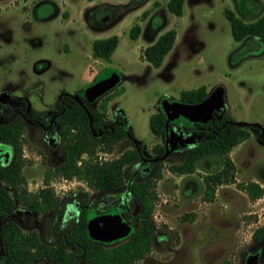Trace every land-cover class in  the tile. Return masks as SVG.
<instances>
[{"label": "rangeland", "instance_id": "374dc122", "mask_svg": "<svg viewBox=\"0 0 264 264\" xmlns=\"http://www.w3.org/2000/svg\"><path fill=\"white\" fill-rule=\"evenodd\" d=\"M191 1L184 0L185 9ZM201 1L204 5L201 2L193 15H186L188 21L169 12L166 0H0V92L24 95L39 110L51 109L60 90L75 94L91 107L113 92L106 103L107 117L121 109L149 155H153L150 147L162 139L149 131L148 115L159 109L163 96L168 98L163 101L173 105L183 103L176 99L179 90L199 84H204L208 93L222 85L228 113L236 120L257 123L264 131V55H244L243 51L238 55L239 42L232 38L222 13L223 7L241 13L234 0ZM99 2L117 7L111 21L97 25L87 18ZM135 23L140 31L132 38L128 31ZM168 27L178 31L177 39L161 64L153 66L140 55L141 49ZM110 34L118 39L110 60L92 57L91 40ZM103 71L114 72L115 81L87 99V88ZM116 89L119 91L114 92ZM178 117L187 118L181 113ZM185 135L188 132L180 131L181 137L170 145L173 151L163 157L161 175L150 187L155 226L150 249L130 264H243L251 248L252 231L264 225V194L251 198L242 185L250 180L264 182V142L251 132L228 151L233 167L218 175L225 167L219 153L200 156L190 172H173L168 167L179 161L188 140ZM22 136L21 151L27 159L22 174L26 186L34 189L44 171L61 160L63 139L56 132L51 133L53 139L43 138L41 131L30 125L24 127ZM128 147L130 141L123 138L109 152L97 147L95 155L110 158ZM142 166L146 168L140 171L126 166L124 177L151 169L149 163ZM48 182L61 184L51 173ZM67 184L64 194L86 189L76 177ZM206 184L213 188L210 199L204 196ZM124 192L122 183L105 194L106 205L114 206L112 211L126 227L117 236L94 234L105 245L124 240L133 228L127 213L134 201ZM103 197L96 194L94 200L103 201Z\"/></svg>", "mask_w": 264, "mask_h": 264}, {"label": "trees", "instance_id": "16d2710c", "mask_svg": "<svg viewBox=\"0 0 264 264\" xmlns=\"http://www.w3.org/2000/svg\"><path fill=\"white\" fill-rule=\"evenodd\" d=\"M182 2L183 0H166L165 7L169 12L180 15ZM234 3L238 10H242L239 15L228 7H223L222 13L228 21L232 38L239 41L238 55L242 51L244 55L262 54L264 52V0H234ZM239 3H242L243 9L240 8ZM139 31L140 26L135 23L130 26L128 34L135 38ZM175 34L174 27L162 30L141 49L140 55L151 65H160L163 56L173 44ZM117 40L115 34L93 38L90 42L91 56L109 61ZM219 86L224 90L222 85ZM118 91L116 89L114 92ZM114 94L112 92V95ZM207 94L206 86L199 84L195 87L180 89L176 99L192 104L200 102ZM112 95L104 96L97 106L91 107L85 101H80L75 94L60 90L51 109L39 110L33 108L24 95L0 92V145L3 146L0 148V216L7 213L12 206V199L8 194L9 187H12L18 200L25 193L22 187L24 179L21 174L23 164L21 134L24 129V116L29 115L40 121L44 130L54 129L63 139L61 160L52 168L54 172L65 177L74 176L81 179L88 190L104 195L103 201L108 191L124 183L125 192L134 201V207L127 213L130 218L127 221L130 225L134 223L133 228L123 241L108 247L93 242L86 236V213L82 208L78 209L74 225L70 230L64 231V236L60 237L58 253L54 252L57 264H77L78 261L86 264H130L148 252L152 237L155 235L151 216L153 193L150 187L155 182L154 179L161 175L160 166L163 158L159 156L165 151H173L174 147L172 149L169 147L180 131L188 132L186 138L192 139L181 148L179 161L169 164L168 168L177 173L192 171L196 160L202 155L219 153L222 155L225 167L216 173L218 175L227 167H233L228 151L251 132L255 133L258 140L264 142V131L260 125L234 119L224 105L214 110L210 117L203 121L190 120L186 117L167 119V114L161 105L163 99L167 97L163 96L159 101V109L147 117L149 131L162 139L161 143H154L150 147L153 155H150L151 160H149L143 142L134 137L123 111L116 109L113 116L107 118L106 103ZM123 138L130 141V147L114 157H96L97 147L109 152ZM83 153L86 157H82ZM143 163H149L151 166L148 170L149 176H146L148 172H145L143 175L140 174L141 176L135 174L124 177L126 166L132 165V168H135L134 171L138 169L140 171L146 168L142 166ZM48 173L49 171L45 172V177ZM242 187L251 198L264 194L263 181L259 183L250 180ZM48 192L47 188L39 192L44 194L43 208L51 204L49 197L45 196ZM84 192L87 193V191ZM212 193L213 188L206 184L205 198L210 199ZM86 198L87 196L81 197L82 200ZM92 202L93 209L100 211V207L94 202V197ZM28 204L31 206L30 202ZM32 206L38 207L36 200ZM0 236L7 249L9 247L20 249L23 233L14 221H7L0 227ZM251 240V248L243 264H246V259L251 254L256 255L258 264H264V225L252 231ZM66 241L72 243L76 250L68 252ZM38 243L35 240L33 245L38 248L40 247Z\"/></svg>", "mask_w": 264, "mask_h": 264}, {"label": "flooded vegetation", "instance_id": "af4514ba", "mask_svg": "<svg viewBox=\"0 0 264 264\" xmlns=\"http://www.w3.org/2000/svg\"><path fill=\"white\" fill-rule=\"evenodd\" d=\"M116 7L117 6L114 4H109L105 2L96 3L88 11L89 18L87 19L90 22H92V24L98 23L97 25L103 22L106 23L108 21H111L110 20L111 16L113 15V12ZM112 116L113 115H111L110 117ZM23 123H24V127L30 125L40 130L43 138L46 137L48 140L53 139V137H51V133L55 132V130L54 129L51 131L49 129L44 130L40 125V121H38L36 118H33L30 115L24 116ZM49 123H51V121ZM22 134H21V150L23 144ZM179 137H181L180 133H177L173 141V144L176 143ZM190 140H186L184 144L189 143ZM24 156L25 153H22L21 151V157L23 159L21 174H22L23 165L27 160L24 158ZM148 157L149 160H151L150 155ZM55 165L44 171V176L42 181L39 183V185H34V189H31V187L26 186L25 177L22 174L24 179L22 183V187L24 188L25 193L24 196H22L19 200L16 198L12 187L8 188V194L12 199V206L7 211V213H5L3 216H0V227L4 225L7 221L10 220L14 221L20 228L21 232L23 233V240H22V244L20 245V249H13L11 247L7 249L6 248L7 246L4 245L0 236V264H57V258L54 252L58 253L57 248L59 245L60 237L64 236L63 234L65 230L68 231L72 228L77 217L78 209L80 208H82L86 213L85 234L91 241L100 243L106 247L114 246L117 243L121 242L118 241L113 245H105L104 243L99 241V238L95 236L89 230L88 227V217L91 214H101L108 210H114V206L112 207V205L110 204L106 205L107 204L106 199L104 201L94 200L95 204L98 207H100L99 208L100 211H98L97 209H93L92 197H94L96 194L94 195L90 194V192L93 191L88 190L86 185H85L86 189H83V191H79L78 193L74 192L71 194H64L65 189L69 185L67 184V182L73 180L75 177L74 176L65 177L59 173L54 172L52 168ZM46 171H49L47 177H45ZM50 173L58 177V179L61 181L60 185L54 184L53 182L52 183L48 182V177ZM44 188H47L49 190L48 194L45 196L49 197V202L51 201V204L45 208H43V202H42L44 194L42 195L39 193ZM84 191H87V193H85ZM62 192L64 195L60 197V194ZM97 195H101V194H97ZM76 196H78L79 198L77 199ZM83 196H87V198L85 200H82L81 197ZM35 200L38 203L37 208H34L32 206V203ZM28 202L31 203V206L28 204ZM116 211L118 210L116 209ZM38 216H40L41 218L39 219ZM35 240L39 242L38 244L40 245V247L37 248L36 245H33ZM65 245H66V250L68 252L76 250L72 245V243H70L69 241H66ZM51 249L53 251H51ZM11 254L15 256L12 257ZM260 261H262L261 258ZM77 264H86V263H82L78 261ZM88 264H93V263H88Z\"/></svg>", "mask_w": 264, "mask_h": 264}, {"label": "water", "instance_id": "95a60500", "mask_svg": "<svg viewBox=\"0 0 264 264\" xmlns=\"http://www.w3.org/2000/svg\"><path fill=\"white\" fill-rule=\"evenodd\" d=\"M115 81V73L110 71H103L94 79L92 84L86 90V98L90 99L103 90L110 87ZM222 88L217 86L207 96L197 103H175L174 105L168 103L166 100L161 102L164 111L167 114V119L175 117L181 113L187 116L190 120H206L210 117L214 110L219 109L223 105ZM165 151L159 158L166 155ZM89 230L97 235L104 237H112L121 235L126 227L120 222L119 216L114 211H107L101 214H91L88 222ZM246 264H258L256 255L251 254L246 259Z\"/></svg>", "mask_w": 264, "mask_h": 264}, {"label": "crops", "instance_id": "0c3cea01", "mask_svg": "<svg viewBox=\"0 0 264 264\" xmlns=\"http://www.w3.org/2000/svg\"><path fill=\"white\" fill-rule=\"evenodd\" d=\"M190 1V0H189ZM201 2H203V1H201V0H193V1H191L190 3L188 2V4H189V8H187V9H185V7H184V0H183V2H182V13L180 14V15H176V16H179L180 18H182V19H186V20H188L189 21V19L187 18V16L188 17H190L191 15H193L194 14V11H195V9L199 6V4L201 3ZM204 3L205 2H203L202 4L204 5ZM66 5H63V8L65 7ZM175 15V14H174ZM187 15V16H186ZM191 23V22H190ZM88 24H90V23H88ZM231 33V32H230ZM107 36V35H106ZM177 36H178V31L176 30V34H175V38H174V41L177 39ZM173 41V42H174ZM236 41V40H235ZM202 42V41H201ZM237 42H239V41H237ZM173 45V44H172ZM90 52H91V46H90ZM259 55H264V52L262 53V54H259ZM94 58H96V57H94ZM102 59V58H101ZM224 89V88H223ZM225 91V90H224ZM107 112V111H106ZM239 121H241V120H239Z\"/></svg>", "mask_w": 264, "mask_h": 264}]
</instances>
